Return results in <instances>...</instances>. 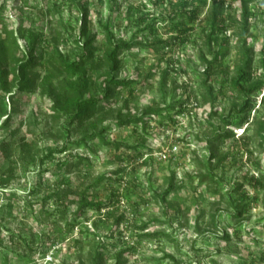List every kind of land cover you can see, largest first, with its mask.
Here are the masks:
<instances>
[{
	"label": "rangeland",
	"instance_id": "1",
	"mask_svg": "<svg viewBox=\"0 0 264 264\" xmlns=\"http://www.w3.org/2000/svg\"><path fill=\"white\" fill-rule=\"evenodd\" d=\"M41 1L43 0H28V3L29 6H40ZM87 1L88 16L93 28L98 31L94 45L100 53L106 45L104 35L100 32L102 22L111 19L116 38L129 39L137 28L142 29L145 23L155 18L156 33H149L146 29L137 35L138 40L145 39L150 43L159 38L169 39L173 35L167 24L172 23L171 18L176 10L181 11L180 6L169 2L170 0ZM224 1L228 6L223 17L232 15L239 19V1ZM1 2L9 24L16 27L22 12L17 7H21L22 3L19 0ZM212 3L213 0H207L208 5ZM248 7L255 13L249 18L247 30V46L253 52L255 77L262 72L260 59L263 57L261 50H264V0H253ZM60 9L65 19L73 20L76 29L80 25L81 12L64 6ZM29 10L25 8L24 14ZM206 10V6L197 8L194 29L186 42L177 41L157 51L135 47L123 54L119 77L133 78L134 94L129 96L127 89L120 91L112 99L114 110L121 108L123 113L139 115L149 105L167 106L173 93H176L179 95L176 99H186L188 111V115H176L175 123L153 116L148 121L149 127L145 133L140 126L137 133L133 130V125L115 128L114 113L110 114L99 128L111 126L106 134L107 139L127 146L115 149L91 141L89 143L95 148L96 154L87 152L83 147L72 148L70 152L56 153L51 159L41 162L39 159L47 148H59L61 145V141L54 136L60 119L58 121L52 118L48 107L49 99L41 97L38 90L26 95L23 102L25 112L15 115L11 129L21 123L15 139L25 136L31 142L35 161L28 165L17 164L16 175L10 186L17 197L12 199L11 208L5 207L6 197L0 194V205H3L0 208V224L30 235L36 225L34 218H37L38 206L32 216L25 200L28 198L27 190L41 180L38 171H43V191L50 190L61 179L69 181L72 187L83 189L100 175L109 173L108 178L91 191V197L110 202L100 211L85 212L65 235L38 238L35 243L37 253L30 260L20 262L8 254L7 262L0 259V264H93L89 261V255L95 254L100 242L105 245L102 264H113L114 255L125 247L132 249L124 258L125 264H171L170 259H164V254L172 255L182 264H264V183L259 186L250 179L251 175H264V143L259 144L261 138L256 133L257 122L264 121V100L261 102L264 89L255 96L256 103L249 114L250 124L237 128L234 136L220 146L221 153H228L227 159L217 167L214 166L215 162L208 164L209 150L206 149L205 134L209 135L207 119L210 102H204L200 95L206 91L201 84V77L196 73L205 68L198 54L205 38L204 33L206 34L203 20ZM139 18L144 21L137 23ZM175 18L184 24L188 21L186 17ZM228 27L223 35H219L218 43L214 44L215 50L222 49L224 53L222 65L211 76L216 95L214 105L217 107L216 116L211 121L216 124L221 123V111L228 109L235 101V93L229 90L228 81L224 80L234 75L235 65L239 63L236 46L238 37L234 35L235 32L238 33L239 27L236 24H229ZM19 43L21 48H25L23 40ZM71 46L72 42L67 39L62 42L60 49L65 51ZM166 68L170 71L166 86L162 88L160 72ZM37 70L42 74V70ZM102 71V68L94 70L92 76L99 77ZM189 112L193 113L192 117ZM3 119L1 118L0 123ZM189 120L194 124L191 129L188 126ZM166 122L169 126L163 125ZM9 131L0 126V139ZM189 131H197L196 135L203 142L199 143L191 136L186 142L176 141L177 137L184 136ZM83 134V131L76 130L72 139H78ZM173 143L177 144L176 151L166 150V145ZM137 145L144 146L133 149ZM162 148L167 152V159L159 155ZM75 155L88 157V161L73 165L70 171L66 170V164L72 161L78 163ZM118 168L122 170L110 174ZM208 173L203 182L195 178L196 175ZM171 175H174L173 186L163 202L156 195L164 192ZM238 185L241 187L235 192L234 188ZM47 207L53 209V204L48 202ZM237 208L240 209V214L235 217ZM71 210L74 211V208ZM214 213L215 218L212 220L211 215ZM119 214H123L124 218L113 236L107 238L106 235L113 228L114 219ZM145 221H153L146 231H162L169 238H139L142 233L139 225ZM223 231L229 233V241L222 238ZM81 233L83 237L88 233H96V237L89 245L80 247L73 243V239ZM3 235H7L5 231Z\"/></svg>",
	"mask_w": 264,
	"mask_h": 264
},
{
	"label": "trees",
	"instance_id": "2",
	"mask_svg": "<svg viewBox=\"0 0 264 264\" xmlns=\"http://www.w3.org/2000/svg\"><path fill=\"white\" fill-rule=\"evenodd\" d=\"M21 7H17L23 12L26 8L30 9L24 14L20 13V19L16 27L10 25L6 16V10L3 2L0 0V123L2 128L10 130L8 134L0 139V194L6 197L5 207L11 208V201L17 197L15 191L10 188L15 175L17 164L28 165L35 161V153L30 141L25 136H20L19 140L15 137L19 134L21 123L11 129L14 125L16 114L24 113L23 102L28 94L38 90L41 97L49 99V110L54 120L60 119L56 127L55 137L61 141L59 148H47L45 154L40 157V161L51 159L54 154H62L72 148L83 147L87 152L96 154V150L89 142L97 141L104 146H112L118 149L123 145L120 142L108 140L106 134L111 126L99 128L110 114L114 113V127H123L133 125V130L137 133L138 126L145 133L149 127L148 121L153 116H159L167 122L175 123V116L185 112L186 99H176L179 95L173 93L171 102L164 107L149 105L141 110L139 115L132 112L123 113L121 108L113 109L112 99L123 91L128 90L129 96L134 94L132 84L133 78H121L119 73L122 69V56L135 47L152 48L157 51L159 48L171 46L177 41L186 42L194 29V22L197 18V8L207 7L204 13V22L206 32L200 47L198 57L205 66L203 71H197L201 77L202 86L206 93H201L204 102H210V112L208 116L209 135L205 134L209 150L208 164L215 162V167L227 159L228 153H221L220 146L232 138L235 130L244 124H250V111L255 106V96L264 89V50H261L263 57L260 59L262 72L253 76V52L247 46V30L249 18L254 16L248 4L253 0L239 1V19L230 15L223 17L225 8L228 6L224 0H213L208 5L207 0H170L169 2L180 6L181 11L176 10L175 15L167 26L172 30L173 35L169 39H156L147 43L145 39L138 40L137 35L140 31L148 30L149 33H156L154 28L155 18L145 23L142 29L137 28L130 36L126 38H116L113 31L111 19L101 24V33L104 35L105 48L100 53L94 41L97 29L93 28L92 20L88 16L87 0H43L40 6H29L28 0H19ZM68 2V3H67ZM66 4V5H65ZM225 5V6H224ZM72 10L77 9L81 12L82 18L80 25L74 28L71 18L65 19L61 15V7ZM176 16L186 17L187 23L175 20ZM175 22L173 23V21ZM139 18L137 23L143 22ZM77 22V21H75ZM136 23V24H137ZM229 24H236L239 27L236 46L238 47L239 63L235 65V73L228 81L229 90L235 93L233 101L228 109H223L219 114L220 124H216L211 119L216 116L214 105L216 95L211 84V76L215 70H218L223 62V50L214 49V44L218 43L219 35H223L229 28ZM70 40L73 46L65 51L60 49L64 40ZM25 42V48H21L19 41ZM98 51V52H97ZM210 57V59H207ZM102 68L103 71L99 77H93L92 72ZM42 70V74L37 70ZM169 68L160 72V84L166 86ZM175 92V91H174ZM221 92V91H219ZM264 95V94H263ZM209 96V98H208ZM264 100L262 96L261 102ZM127 100L124 101L126 106ZM163 123L164 126L169 123ZM161 123V122H160ZM162 124V123H161ZM189 128L194 126L189 120ZM187 126V127H188ZM191 129V128H190ZM76 130L84 132L78 139H72V134ZM256 133L260 136V145L264 143V121L257 122ZM197 132V131H195ZM187 132L184 136L177 137L176 141L186 142L188 137H195L201 143L196 133ZM190 139V138H189ZM140 146H133L137 150ZM70 156V155H69ZM78 163L71 162L64 166L68 171L73 165L82 161H88V157H79L75 155ZM122 168L112 171L110 174L120 172ZM39 178L42 180L43 171H38ZM108 174H102L90 183L87 187L80 189L72 187L69 181L61 179L50 190L43 191L41 180L36 181L28 190V198L25 200L27 208L34 216L35 207L38 206L35 226L27 236L22 232L11 229L0 224V259L5 263L8 254L16 257L20 262L28 261L37 253L35 243L37 239L49 235H65L73 229L76 220L82 217L89 210L100 211L108 206L110 201H104L91 197V191L108 178ZM206 175H196L200 182H203ZM192 177V176H191ZM174 175H171L168 185L162 194L156 196L163 202L171 191ZM194 178V177H193ZM250 179L256 185H263L264 175L260 177L250 176ZM241 185L234 188L235 192ZM40 193V195H39ZM48 202L53 204V209L47 207ZM230 202V201H229ZM232 205L233 203L230 202ZM3 205H0L2 208ZM74 208V211L71 209ZM238 209V208H237ZM240 214V209L234 214L235 217ZM212 220L215 213L211 215ZM123 214H119L114 219L113 228L107 233L106 237L111 238L113 232L118 228L123 220ZM145 221L139 225V238L145 240H160L163 237L169 238L168 234L162 231H146L152 223ZM161 223V221L155 220ZM70 228V229H69ZM7 235H3V232ZM223 239H231L229 233L223 231ZM96 233H88L84 237L80 236L73 239V243L83 246L89 245L94 240ZM104 243L100 242L95 254L89 255V261L93 264H102L104 260ZM132 251L131 247L122 248L114 255L113 264H125V256ZM164 259H170L171 264H182L172 255L164 254ZM83 264V263H81Z\"/></svg>",
	"mask_w": 264,
	"mask_h": 264
},
{
	"label": "built area",
	"instance_id": "3",
	"mask_svg": "<svg viewBox=\"0 0 264 264\" xmlns=\"http://www.w3.org/2000/svg\"><path fill=\"white\" fill-rule=\"evenodd\" d=\"M195 104H197V103H195ZM181 114H183V115H188V111H185V112H183V113H181ZM189 114L191 115L190 117H192V115H193V113H190L189 112ZM178 142V141H177ZM176 149H177V144L176 143H173V144H171V145H169V144H167L166 145V150H173V151H176ZM167 152L165 151V148H162V151H160L159 152V155L162 157V158H164V159H167V154H166Z\"/></svg>",
	"mask_w": 264,
	"mask_h": 264
}]
</instances>
